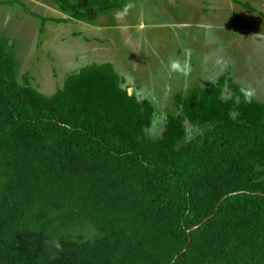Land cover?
Returning a JSON list of instances; mask_svg holds the SVG:
<instances>
[{
  "label": "trees",
  "instance_id": "1",
  "mask_svg": "<svg viewBox=\"0 0 264 264\" xmlns=\"http://www.w3.org/2000/svg\"><path fill=\"white\" fill-rule=\"evenodd\" d=\"M57 1L90 21L113 3ZM18 75L0 35V264H264V101L221 76L149 141L154 106L111 62L52 95ZM186 121L211 127L187 140ZM80 221L93 240L49 241Z\"/></svg>",
  "mask_w": 264,
  "mask_h": 264
},
{
  "label": "rangeland",
  "instance_id": "2",
  "mask_svg": "<svg viewBox=\"0 0 264 264\" xmlns=\"http://www.w3.org/2000/svg\"><path fill=\"white\" fill-rule=\"evenodd\" d=\"M69 1L82 11L89 5L88 0ZM112 2L90 21L77 20L57 0H0V35L13 42L19 82L52 95L68 75L111 62L129 93L154 106L149 141L159 139L168 116L179 113L178 95L207 88L221 76L264 101V0ZM233 95L232 88L224 89L225 99ZM185 126L187 140L211 127L189 121ZM97 235L92 223L80 221L51 229L49 241Z\"/></svg>",
  "mask_w": 264,
  "mask_h": 264
},
{
  "label": "water",
  "instance_id": "3",
  "mask_svg": "<svg viewBox=\"0 0 264 264\" xmlns=\"http://www.w3.org/2000/svg\"><path fill=\"white\" fill-rule=\"evenodd\" d=\"M8 44H9L10 46H12L13 42L11 41V43H8ZM129 92H130V91H129ZM207 219H208V218L204 219V221L207 220ZM204 221H203V222H204ZM196 227H197V226L193 227L192 229H194V228H196ZM192 229H191V230H192Z\"/></svg>",
  "mask_w": 264,
  "mask_h": 264
},
{
  "label": "crops",
  "instance_id": "4",
  "mask_svg": "<svg viewBox=\"0 0 264 264\" xmlns=\"http://www.w3.org/2000/svg\"><path fill=\"white\" fill-rule=\"evenodd\" d=\"M142 25H145V23H141V24H140V26H142ZM100 27H101V26H100ZM103 27H106V26H103Z\"/></svg>",
  "mask_w": 264,
  "mask_h": 264
}]
</instances>
